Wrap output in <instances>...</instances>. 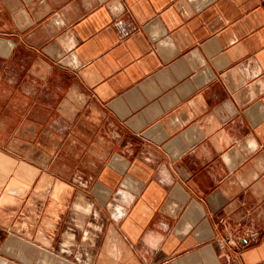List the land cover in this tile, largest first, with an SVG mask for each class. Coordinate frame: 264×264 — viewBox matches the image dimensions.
Returning <instances> with one entry per match:
<instances>
[{
  "label": "crops",
  "instance_id": "1",
  "mask_svg": "<svg viewBox=\"0 0 264 264\" xmlns=\"http://www.w3.org/2000/svg\"><path fill=\"white\" fill-rule=\"evenodd\" d=\"M0 264H264V0H0Z\"/></svg>",
  "mask_w": 264,
  "mask_h": 264
}]
</instances>
